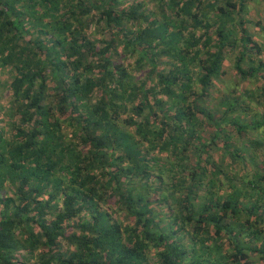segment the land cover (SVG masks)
I'll use <instances>...</instances> for the list:
<instances>
[{
  "label": "trees",
  "instance_id": "obj_1",
  "mask_svg": "<svg viewBox=\"0 0 264 264\" xmlns=\"http://www.w3.org/2000/svg\"><path fill=\"white\" fill-rule=\"evenodd\" d=\"M0 264H264V0H0Z\"/></svg>",
  "mask_w": 264,
  "mask_h": 264
},
{
  "label": "rangeland",
  "instance_id": "obj_2",
  "mask_svg": "<svg viewBox=\"0 0 264 264\" xmlns=\"http://www.w3.org/2000/svg\"><path fill=\"white\" fill-rule=\"evenodd\" d=\"M247 4H248V6H249V8H251L252 7V5H251V2L249 1V2H247ZM261 5V4H260ZM249 11H251L250 9H249ZM251 13L249 12V14H248V16L250 15ZM227 63V62H226ZM223 64V69H224V75L222 76V82H221V85H220V87L222 86V89L224 90V88H223V85H227V84H230V80H231V77H232V74H231V71H232V69H231V65H230V62H229V64ZM223 84V85H222ZM250 84V83H249ZM249 84H247V85H249ZM214 89L216 90V87L214 86ZM213 104H215V102H213Z\"/></svg>",
  "mask_w": 264,
  "mask_h": 264
}]
</instances>
